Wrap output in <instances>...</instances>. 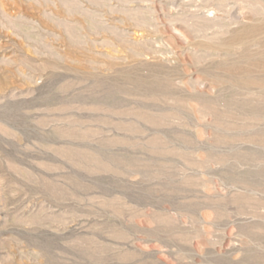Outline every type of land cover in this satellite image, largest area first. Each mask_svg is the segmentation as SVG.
Masks as SVG:
<instances>
[{
  "label": "rangeland",
  "instance_id": "1",
  "mask_svg": "<svg viewBox=\"0 0 264 264\" xmlns=\"http://www.w3.org/2000/svg\"><path fill=\"white\" fill-rule=\"evenodd\" d=\"M0 264H264V0H0Z\"/></svg>",
  "mask_w": 264,
  "mask_h": 264
},
{
  "label": "bare ground",
  "instance_id": "2",
  "mask_svg": "<svg viewBox=\"0 0 264 264\" xmlns=\"http://www.w3.org/2000/svg\"><path fill=\"white\" fill-rule=\"evenodd\" d=\"M255 1H257V0H255ZM252 6V5H251ZM258 6V5H257ZM263 6V5H262ZM255 11V10H254ZM212 12H213V9H212ZM211 13V12H210ZM214 13V12H213ZM237 13V12H236ZM215 14V13H214ZM213 14V15H214ZM241 15V14H240ZM223 16V15H222ZM221 17V16H220ZM216 18H218V17H216ZM216 18H213V19H216ZM232 18H234V16L232 15ZM209 19V18H208ZM222 19H223V17H222ZM229 19V18H228ZM223 20H225V19H223ZM227 20V19H226ZM218 22V21H217ZM220 22V21H219ZM210 24V23H209ZM212 24V23H211ZM190 25V24H189ZM253 64V63H252ZM249 64H247V66H248ZM258 65V64H257ZM250 66H252V65H250ZM249 66V67H250ZM263 67V66H262ZM242 70H243V68H241ZM235 71V70H234ZM241 71V70H240ZM243 72H244V70H243ZM246 72H247V70H246ZM248 73H250V71H248ZM247 73V74H248ZM237 74H239V73H237ZM232 75H234V74H232ZM240 75V74H239ZM243 75V74H242ZM233 78V77H232ZM251 78V77H250ZM254 78V77H253ZM235 79V78H234ZM246 81V80H245ZM260 81V80H259ZM257 82V81H256ZM256 84V83H255ZM258 85V84H257ZM256 87V86H255ZM257 89V88H256ZM258 90V89H257ZM260 90V89H259Z\"/></svg>",
  "mask_w": 264,
  "mask_h": 264
}]
</instances>
